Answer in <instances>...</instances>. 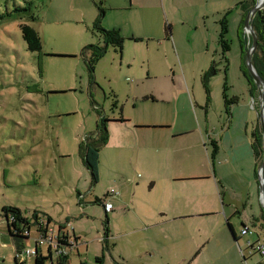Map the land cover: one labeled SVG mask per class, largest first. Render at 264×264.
Instances as JSON below:
<instances>
[{"label": "rangeland", "instance_id": "374dc122", "mask_svg": "<svg viewBox=\"0 0 264 264\" xmlns=\"http://www.w3.org/2000/svg\"><path fill=\"white\" fill-rule=\"evenodd\" d=\"M253 2L160 0L158 8H139L130 0H0V264H35L34 255L19 253L14 261L4 205L18 207L30 221L34 213L42 219L50 216L54 227L67 219L70 234L73 229L78 237L69 264H214L201 252L198 229L201 222L219 216L189 219L178 228L149 227L159 217L155 205H169L170 199L149 189L147 178L161 170L155 160L161 153L168 158L164 166L175 173L178 160L201 159L205 150L211 153V139L218 142L227 125L224 81L230 85L229 94L245 89L247 98L245 84L252 75L247 66L246 75L242 72L241 39L242 32L247 37L249 33L241 22ZM222 19L230 44L226 61L219 42ZM97 20L103 28H118L123 43L120 53L108 45L91 71L81 49L102 42ZM20 23L38 31L40 51L27 49ZM258 55L264 64V48ZM212 60L216 71L207 82V101L201 76ZM180 86L187 89L186 96ZM172 89L178 94L175 90L170 101L144 99ZM250 114L258 120L257 110ZM99 115L123 116L128 128L135 119L164 116L171 130L187 125L193 130L171 136L166 129L165 146L153 149L139 146L128 129L115 126L109 144L99 151L97 181L91 185L80 145L96 132ZM140 130L150 139L155 132ZM229 132L224 133L225 145ZM195 140L199 148L190 145ZM215 165L214 172L231 173L230 163L218 166L215 160ZM251 186L247 207L250 210L251 204L256 211L261 208L259 187L256 181ZM96 197L113 204L106 239L104 207ZM35 225L24 242L26 249L33 247ZM138 226L142 229L131 231ZM235 227L239 233L240 222Z\"/></svg>", "mask_w": 264, "mask_h": 264}, {"label": "crops", "instance_id": "0c3cea01", "mask_svg": "<svg viewBox=\"0 0 264 264\" xmlns=\"http://www.w3.org/2000/svg\"><path fill=\"white\" fill-rule=\"evenodd\" d=\"M130 3L131 6L139 8L160 7V0H130ZM245 85H247L246 89L249 92L246 99L245 89L240 92L232 90L230 93V95H236L238 99L236 103L231 105L229 113L226 114L227 125H223L225 129L221 130L225 133L229 129L228 142L225 145L223 141L225 134H221L217 142L218 151L214 158L218 166L226 162L230 163L231 173L217 170L214 172V169H216L215 160L212 166L208 158V151L205 150L201 159L187 156V161L178 160L175 166L178 173H175L174 168L172 170L169 169V165L168 167L164 166L168 158L161 153L155 157V160L162 164L160 165L162 167L161 170L156 171L151 174V177L147 178V180H150L149 189L153 190L155 194L162 195V198L170 199L169 205L163 206V203L158 206L155 205L154 210H156L159 217L153 220L149 227L154 224L160 226L161 230H164L166 225L178 228L185 226L186 221L189 219L212 215L219 216V218L214 220L201 222L198 229L200 233L198 244L201 245V252H204L208 261L214 264L219 261H223V264H264V258L255 250L251 251L246 244L247 239L264 241V224L260 221L261 208L255 211L251 204L250 210L247 207L249 206L248 200L252 196V188L254 186H251V183L256 181L257 185L259 184L257 161L253 155L250 133L256 128L260 129V124L258 122V89L255 90L254 87L256 86H253L250 82ZM179 88V92L183 91L186 96L187 89L182 86ZM175 90L176 94H178L177 89H172L171 92H164L162 95L159 92L160 96L156 94L147 95L148 97L144 99L170 101L171 98H174ZM254 110H257L258 115V120L255 122L250 114L251 111L254 113ZM118 118H109L107 122L108 140L105 145L109 144V138L114 129H116L115 126H123L128 129L133 135L132 141L136 142L138 140L139 142L136 144L139 146L157 149L159 147L157 144L164 147L168 141V134L165 131L170 129L171 123L164 116L153 118L147 116L146 119L141 121L135 119L133 128H128L129 120L124 119L123 116H121L123 120ZM140 129H155L152 139L149 138L148 132H140ZM192 130L193 125H187L168 131L172 136L175 133L184 135ZM141 140L144 143H141ZM150 143H155V145ZM190 145L195 148L200 147L198 140L191 142ZM244 163L250 169V176L244 173ZM253 218L258 220L254 222ZM227 222L231 225L234 235ZM237 222H240V230L242 225H247L251 228L252 233H237L235 227ZM138 229L142 228L138 226L131 229V231ZM74 235L77 237L75 232ZM234 236L237 240L234 239ZM76 241H78V237ZM32 244H34V240H32ZM195 263L197 264V262Z\"/></svg>", "mask_w": 264, "mask_h": 264}, {"label": "trees", "instance_id": "16d2710c", "mask_svg": "<svg viewBox=\"0 0 264 264\" xmlns=\"http://www.w3.org/2000/svg\"><path fill=\"white\" fill-rule=\"evenodd\" d=\"M102 0H99V3H101ZM254 4V2H253ZM243 22L242 28H243ZM95 27L99 31L101 37H102V42L95 43V44H88L84 46L81 49V54L85 58L88 69L93 71V65L94 62L99 59L106 51V48L108 45H111L117 49V51L120 53L122 49V43H123V37L121 36L120 30L118 28H103L99 21H95ZM252 27L254 30V33L256 35L257 39V44L256 48L254 50V53L252 54V64L257 71V73L264 79V64L261 65L260 57L258 55V50L262 51L264 48V7L258 10L252 19ZM20 29H21V34L22 38L26 43V47L30 51H40L42 47V42H41V37L38 33V31L32 27L31 25L27 23H20ZM227 32V22L225 19L221 20V29L219 32V42L222 45V52L221 55L224 58V60H227L226 57V52L230 49V44L229 41L225 38V34ZM243 38L241 36V41H242V47H243V65H242V72L243 74L246 75L247 69H246V63L244 61L245 59V52L246 50L250 47L252 43V39L250 36H245L244 32H242ZM264 59V55L261 56ZM215 62L214 60L211 61L210 65L208 68L202 71V81L204 83V88L206 92V100L209 101V88L207 86L208 79L211 74L215 72ZM227 69V64L225 66V70ZM248 80L250 83L253 84L252 78L248 76ZM230 85L227 84L226 81L223 82L222 85V102L224 105V111L226 114L229 113V109L233 103H236L238 97L236 95H230L227 90H229ZM112 105L115 107L116 106V101L114 100L112 102ZM120 120H123L121 116L118 118ZM109 121V118L103 115H99V118L97 120V125H96V132L90 135L89 137L86 136L85 142L80 145V153L82 156V159L84 161L85 166L88 168V170L91 173V180L93 185L97 181V164L99 161V151L101 150L102 146L106 144L108 140V127H107V122ZM251 139H252V150H253V155L257 161V167L259 168L262 157H263V138L261 134V129H254L250 133ZM212 146L211 153H208V158L210 160V164L213 166L214 165V158L216 156V153L218 151V144L216 141L211 140L210 142ZM108 197V196H107ZM105 199H99L95 198V201L99 202L103 206V201ZM110 211H105L104 210V224H105V237L108 236L109 233V228L107 227L108 224V215L107 213ZM2 215L6 217V223L10 226V235L12 237V242L15 250V258L14 261L17 262V255L21 253L25 248H24V242L29 238L28 235H24L23 232L25 230H30L32 224L37 223V220L39 217L37 216L36 213L33 214L34 219L30 221L26 216L22 214V211L15 206L11 205H4L2 207ZM11 218H13L11 220ZM46 222L49 223L51 222V217L47 216ZM44 219V220H45ZM257 218H253V221H257ZM34 221V222H33ZM260 221L264 224V209L261 206V213H260ZM68 220L66 219L65 222H59L58 228L59 230H62ZM253 222V223H254ZM228 227L231 229L233 235L234 232L232 230L231 225L229 222H227ZM244 225H242L243 227ZM64 231V230H63ZM70 234H68L69 237ZM73 238L76 240L77 237H75L73 229L72 233ZM64 238L60 240L61 242L67 237V235H63ZM234 239L237 240V238L234 236ZM51 255V252L47 250V255L43 254L41 249L37 247L36 253L34 254V263L35 264H43L47 258H49ZM101 261V258H98ZM53 264H69V253L65 255L59 256L56 261ZM115 264H127V263H115Z\"/></svg>", "mask_w": 264, "mask_h": 264}, {"label": "built area", "instance_id": "2783aa9c", "mask_svg": "<svg viewBox=\"0 0 264 264\" xmlns=\"http://www.w3.org/2000/svg\"><path fill=\"white\" fill-rule=\"evenodd\" d=\"M249 36V35H248ZM111 194L113 191L110 192ZM105 211H110L111 208H113V204L109 200H104L103 204ZM13 218H11L12 220ZM34 233L33 236L34 244L33 247H30L28 249H24L20 254H25L27 256L34 255L36 253L37 247L43 251V246H46V251L43 253L44 255H47V250L51 252V262L56 261V259L61 256L68 254L70 249L75 247L77 245V241L73 238V235L70 234L69 228L67 227L68 224L65 225V227L62 230H59L58 225L57 227H54L46 222V220L39 218L37 220V223H35ZM32 229V227H31ZM25 230L23 232L24 235L30 236V233L32 230ZM64 230V231H63ZM241 234H251V228L247 225H244L241 230ZM67 235V237L61 242L63 235ZM68 234L69 237H68ZM29 239V238H28ZM247 246L250 248V250H255L258 252L263 258H264V241L260 239L255 240H246Z\"/></svg>", "mask_w": 264, "mask_h": 264}, {"label": "water", "instance_id": "95a60500", "mask_svg": "<svg viewBox=\"0 0 264 264\" xmlns=\"http://www.w3.org/2000/svg\"><path fill=\"white\" fill-rule=\"evenodd\" d=\"M264 7V0H256L255 4L252 6V8L247 12L246 17L244 18L243 22V27L248 31L252 43L250 47L246 50L245 53V63L252 75V79L254 80L256 87L258 89V96H259V109H258V114H259V124H260V129H261V134L263 138V147H264V79L257 73L255 70L253 64H252V54L256 48L257 44V39L256 35L254 33L253 27H252V19L253 15L260 10L261 8ZM258 187H259V198L261 205L264 209V150H263V157L261 164L258 168ZM4 219L6 221V217L4 216ZM7 226V231L10 234V226L6 223ZM51 262V257L47 258ZM52 264V262H51Z\"/></svg>", "mask_w": 264, "mask_h": 264}]
</instances>
